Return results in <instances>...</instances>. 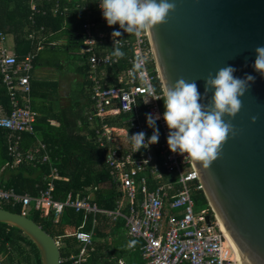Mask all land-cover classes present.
I'll return each instance as SVG.
<instances>
[{"label":"built area","instance_id":"2783aa9c","mask_svg":"<svg viewBox=\"0 0 264 264\" xmlns=\"http://www.w3.org/2000/svg\"><path fill=\"white\" fill-rule=\"evenodd\" d=\"M25 1L28 21L34 27L27 39L36 43L34 51L18 61L6 47L7 36L0 34V76L12 107L8 114H0V129L8 133L6 150L11 158L3 169L23 163L47 164L48 184L34 197L0 188V201L20 207V215L25 217L33 209L53 213L56 218L65 208H72L86 214L100 213L112 221L122 220L129 248L140 253V264H241L236 248L221 231L192 159L172 153L167 145L169 130L163 120L162 99L154 100L162 98L163 90L149 32L136 36L124 32L118 24L109 27L100 0ZM75 14L79 17L77 29L65 35L64 40L80 47L90 106L86 138L105 152L106 185L120 196L112 210L101 209L88 197L78 195L55 200L52 190L59 175L46 145L37 141L33 152L21 150L23 136H34L38 116L31 107L32 61L39 51L55 46L47 39L62 33L68 19L75 20ZM47 15L64 19L60 30L47 32L44 26L35 27L34 18ZM116 31L121 32L120 37L112 36ZM117 48L124 53L122 57L115 55ZM150 90H155L156 95ZM146 114L160 117L156 120L159 140L135 152L128 135L144 132L147 142L153 133ZM37 149L42 154L35 153ZM197 194L204 196L210 213L194 210ZM82 228L83 225L71 234L81 245L74 264L84 262L95 225L90 232Z\"/></svg>","mask_w":264,"mask_h":264},{"label":"water","instance_id":"95a60500","mask_svg":"<svg viewBox=\"0 0 264 264\" xmlns=\"http://www.w3.org/2000/svg\"><path fill=\"white\" fill-rule=\"evenodd\" d=\"M167 23L149 32L162 90L181 77L204 79L223 66L234 76L255 77L231 119L237 130L210 168L192 159L212 211L230 235L243 264H264V75L253 65L264 45V0H175ZM212 92L202 103H209ZM257 120L252 123V117ZM209 223V218H205ZM0 223L17 229L35 246L40 264H60L59 246L33 220L0 208Z\"/></svg>","mask_w":264,"mask_h":264},{"label":"trees","instance_id":"16d2710c","mask_svg":"<svg viewBox=\"0 0 264 264\" xmlns=\"http://www.w3.org/2000/svg\"><path fill=\"white\" fill-rule=\"evenodd\" d=\"M29 9L25 0H0V34L11 35L14 43L13 54L18 61L22 60L26 54L34 51L36 43L28 40L27 35L34 28L28 21ZM76 16V14H75ZM35 27L44 26L47 32H57L60 30L64 19L62 17L36 16ZM75 20H69L67 26L73 23V28L77 29ZM33 27V28H32ZM67 28L64 30L67 33ZM69 34V33H68ZM67 34V35H68ZM74 42L67 44L77 47L78 59H81L79 46H74ZM80 52V53H79ZM39 58L32 61V70L38 63ZM78 72L84 77L85 86L86 70L79 68ZM32 71L30 72V75ZM31 101L34 111L39 112L41 120H37L35 130L42 138V142L51 149V157L59 173V179L54 182L52 196L55 200L63 201L67 193L77 194L90 198L101 209L112 210L120 198L114 190L105 186L108 181L107 171L104 165L105 152L97 147L92 140H87L85 129L79 130L76 122L79 119L86 120L87 116L81 117V109L77 112L72 109H65L59 112V127L52 128L47 119L53 118L51 107L44 101L47 97L54 95L56 84L47 81L30 80ZM83 95L88 94L83 90ZM43 109H42V105ZM160 106L164 109L163 100ZM89 107V105L85 108ZM10 98L5 86L2 84L0 76V110L5 114L11 111ZM35 108V109H34ZM39 121V125H38ZM87 122V121H86ZM88 123V122H87ZM8 133L0 129V169L6 162L11 163V158L7 156V137ZM27 142L30 138L25 137ZM22 147H28L25 145ZM32 142H30L31 144ZM55 159V161H54ZM49 173L47 164L26 165L20 164L16 167H7L0 170V188L13 190L19 195L36 196L41 190L47 187V181L44 177ZM97 188L96 190H93ZM90 196V197H89ZM197 203L205 204L206 199L202 194L194 197ZM1 202V201H0ZM0 208L12 213L20 214V207H12L8 201L2 202ZM210 211L207 207L205 208ZM210 213V212H209ZM28 218L33 220L46 233L56 241L59 239L60 255L62 262L60 264H73L79 249L73 237H67L66 232L70 229H77L83 220V213L75 212L73 209L65 208L61 213L57 223L53 222L52 213L35 211L31 209ZM96 235L99 238L104 236V217H98ZM91 219L87 218L86 228H90ZM108 250L107 245L95 242L93 249H87L84 256V262L79 264H111L104 260V253ZM71 259V260H70ZM65 260V261H64ZM0 264H40V258L35 246L22 235L17 229L0 223Z\"/></svg>","mask_w":264,"mask_h":264},{"label":"clouds","instance_id":"9594fccd","mask_svg":"<svg viewBox=\"0 0 264 264\" xmlns=\"http://www.w3.org/2000/svg\"><path fill=\"white\" fill-rule=\"evenodd\" d=\"M103 18L109 27L119 25L128 34L140 36L151 32L156 27L167 23L169 15L176 10L175 0H100ZM121 32L112 33L120 37ZM115 55L124 53L117 48ZM254 69L264 75V45L255 48ZM235 68L223 66L215 75L209 73L204 79L205 91L202 96L195 81L181 77L175 83H168L162 92L163 120L169 130L167 145L172 153H180L202 164L208 169L220 158L223 145L230 137L237 135V130L231 123L242 109V97L248 91L255 77L246 75L240 79L234 76ZM212 92L211 100L205 104L201 101ZM150 94L156 95L155 90ZM147 124L153 129L147 139L144 132L128 135L135 152L149 145H155L159 140V129L156 120L159 116L146 114ZM257 120L252 117V123Z\"/></svg>","mask_w":264,"mask_h":264},{"label":"crops","instance_id":"0c3cea01","mask_svg":"<svg viewBox=\"0 0 264 264\" xmlns=\"http://www.w3.org/2000/svg\"><path fill=\"white\" fill-rule=\"evenodd\" d=\"M73 30H75L73 28V23H70L69 26H67V30H66L67 33H65L63 31L62 33H59V34H56L54 36L49 37L47 40L49 42L55 43V46L50 47V48H52V49L53 48H59L58 50H60L62 52L71 53V51H72V49H74V47L72 45H70V44L65 43L64 36L67 35L70 31H73ZM7 36H10V35H7ZM46 49H48V48H46ZM46 49L39 51L37 53V55H36V59L39 58V60H38L39 64L45 63L47 61L46 57L43 54V52ZM11 52H13V49L11 50ZM81 62H82V59H80V63H79V65H77L78 67L76 68V72L78 74H79V72H78L79 68H81L83 66V64ZM58 63H60V62H57L54 65H56ZM34 71H35V68L32 70V74H31V79L30 80L47 81V82L49 81V82H52V83L56 84L54 95L51 94V96L47 97V100L44 101V104L46 103L48 106L51 107V110H52L50 115L53 118L47 119V121L49 122L50 127H52V128H58L59 127L60 123L57 120L58 116H59L58 114H59L60 111H63L65 109H72L75 112H77V110L81 109V111L83 112V113L80 114L81 117L87 116L89 114L90 106L85 108L86 105L87 106L89 105V102H88V97H85L83 95V90L86 92V87L83 84V81H84V77L83 76H82L81 79H79V80L77 79V81L74 80V82H76V84L78 85V91L76 90L78 92L77 93V92H75V90L70 88V84H69L70 80L66 81V83L65 82L62 83L57 77H55V78H45V76H43L44 73H43V75H41L39 72H37V74L34 73ZM44 104L41 106L42 109H43ZM31 107H32V101H31ZM1 113H4V112L2 110H0V114ZM37 114H38V116H37L36 122L34 124V130H35V125H37V120H41V115L39 114V112H37ZM86 121L87 120L84 121L82 119H79V120H77L76 125H77L79 130H81V129L83 130V129L86 128L84 133H86V135H87L88 134V127L90 125ZM38 125H39V121H38ZM25 137L30 138L31 141L27 142ZM37 141H41L42 142V138H41V136L39 134H37L36 130H35L34 136H26V135L23 136V142L21 143V150L22 151L30 150V151L33 152L34 150H36ZM24 142H27V143H25V145L28 146V147H22L24 145ZM30 142H32V143L30 144ZM47 151H48V154H49L50 162L54 166V162H53V159L51 157L52 151H51V149L49 147H47ZM35 153L42 154L41 150L39 151L38 149H37V151ZM54 161H55V159H54ZM5 164H4V166H5ZM26 165H28V164H26ZM4 166H2L0 170H3ZM31 166H33V165H31ZM58 175H59V173H58ZM44 180L47 181L45 179V177H44ZM105 186H108V185L105 184ZM69 194H71L73 198H75L77 195L80 196V197H84V196L80 195L79 193L72 194L70 192V193L66 194L64 200L67 198V196ZM90 198H89V201L91 203H95V202L91 201ZM1 202H5V201H1ZM16 207H18V206H16ZM70 209H72V208H70ZM75 212H77V211H75ZM78 212L83 213L82 223L80 224V226L77 229L68 230L66 232L67 233L66 234L67 237H73L71 234L74 233L75 231H78L79 228L82 225H83V228L81 229L82 231L90 232L91 229H92V226L94 224L95 225V228H94V231H93L94 234L92 235L91 244L87 246V249L92 250L94 243L99 241L101 244L107 245V247H108V250L104 253V260L106 262L111 263V264H119L120 262L122 264H140V262H141L140 253H139L138 249L132 250V249L129 248L130 241H129L127 235H126V230L124 228L122 220L112 221L111 219L105 217L104 215H102L100 213L86 214L83 211H78ZM52 216H53V222L57 223L60 215L55 218V216L52 213ZM98 217H104L105 220H106V222L104 224L105 225L104 226V236L103 237L100 236L99 238L96 235V227H97V224H98V219H97ZM87 218L91 219V226H90V228L88 227V228L85 229ZM75 242H76V247L78 249H80L81 245L77 242L76 239H75ZM58 243H59V239H58ZM59 248H60V245H59ZM87 249H86V252H87ZM61 262H62V260H60V263Z\"/></svg>","mask_w":264,"mask_h":264},{"label":"rangeland","instance_id":"374dc122","mask_svg":"<svg viewBox=\"0 0 264 264\" xmlns=\"http://www.w3.org/2000/svg\"><path fill=\"white\" fill-rule=\"evenodd\" d=\"M6 47H7L8 51H11L14 47V43H13V39H12L11 35L6 37ZM58 49L59 48H53V49L48 48V49H46L43 52V54L46 57L47 61L45 63H42V64L37 63L35 66L34 73L37 74V72H39L41 75H43V73H44L43 76H45V78L57 77L62 83L63 82L66 83V81L70 80V82H71V83L69 82L70 88L75 90V92H77L78 91V85L76 84V82H74V80L77 81V79L79 80L82 78V75L80 73L78 74L76 72V68L78 67L77 65H79V63H80V60L78 59V56H77L78 49L76 47H74V49H72L71 53L62 52ZM57 62H60V63L54 65ZM1 203L2 202H0V205L2 206ZM32 205L33 204H31L30 207ZM206 206H205V204L196 203L194 210L196 212L201 211V210L206 211V209H205Z\"/></svg>","mask_w":264,"mask_h":264},{"label":"bare ground","instance_id":"6f19581e","mask_svg":"<svg viewBox=\"0 0 264 264\" xmlns=\"http://www.w3.org/2000/svg\"><path fill=\"white\" fill-rule=\"evenodd\" d=\"M218 221H219V225H220L221 231L226 235V237L231 241V243H232L233 246L235 247V245H234V243H233V241H232L230 235L228 234L227 230L225 229V227L223 226V224L221 223V221L219 220V218H218ZM235 248H236V247H235ZM238 255H239V254H238ZM239 258H240V256H239ZM240 261H241V258H240ZM241 264H243L242 261H241Z\"/></svg>","mask_w":264,"mask_h":264}]
</instances>
